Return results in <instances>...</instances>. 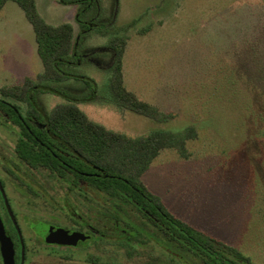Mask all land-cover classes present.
<instances>
[{"label":"rangeland","instance_id":"1","mask_svg":"<svg viewBox=\"0 0 264 264\" xmlns=\"http://www.w3.org/2000/svg\"><path fill=\"white\" fill-rule=\"evenodd\" d=\"M100 1L108 22L114 0ZM36 4L47 22H71L78 31V5ZM109 27L129 36L127 89L174 117L156 122L106 102L109 72L97 56L83 58L77 70L96 80L103 99L79 107L133 137L194 125L188 157L164 149L143 174L144 184L176 216L264 264V135L255 133L252 106L264 99V0H116ZM106 41L93 30L83 47ZM36 46L23 10L8 1L0 11V88L43 70ZM37 95L47 109L63 100L51 92Z\"/></svg>","mask_w":264,"mask_h":264},{"label":"flooded vegetation","instance_id":"2","mask_svg":"<svg viewBox=\"0 0 264 264\" xmlns=\"http://www.w3.org/2000/svg\"><path fill=\"white\" fill-rule=\"evenodd\" d=\"M114 14L108 22L98 16L95 24L110 26ZM88 50L77 58L95 57ZM69 88L82 90L79 85ZM31 101L47 109L38 95ZM31 126L44 128L45 123L28 113L27 103L0 96V128L5 130H0V264H263L233 244L194 243L171 216L142 202L139 184L124 180L120 195L113 189L106 193L95 179L54 177L46 164L33 166L19 155L21 138L49 149L39 139L44 133ZM60 166L78 171L73 164ZM86 167L95 169L92 163ZM58 230L78 239L58 238Z\"/></svg>","mask_w":264,"mask_h":264},{"label":"trees","instance_id":"3","mask_svg":"<svg viewBox=\"0 0 264 264\" xmlns=\"http://www.w3.org/2000/svg\"><path fill=\"white\" fill-rule=\"evenodd\" d=\"M8 1L17 3L32 25L37 54L43 65V70L35 78L27 77L22 83L0 88L2 98L27 103L28 113L45 123L44 128L31 126L29 129L44 133L39 139L49 150L46 151L41 144H30L21 138L18 144L19 155L33 166L46 164L54 177L95 179L106 193L113 189L120 195L119 189L123 187L121 181L124 180L139 184L141 197L145 196L142 202L152 205L150 210L160 209L171 216L179 228L185 229L193 236L194 243L224 244V241L172 215L161 198L150 191L142 180L143 174L164 149H174L181 157H188V141L197 137V129L194 125H188L180 132L155 129L133 137L90 119L79 107L80 102L103 99L96 80L77 70L79 63H82V59H78L77 56L84 49L83 39L94 30L97 34L107 37L104 46L92 47L88 50L95 56L101 57L109 72L106 102L156 122H166L174 117L171 112L163 111L159 106L142 100L125 86L123 59L129 36L111 30L106 23L95 24L97 17L102 15L101 1L60 0L63 4L79 6L75 15L77 32L71 22L60 24L47 22L39 13L36 0H0V11ZM115 8L116 0H114V13ZM148 28L145 27L140 32L143 33ZM73 85L81 86L82 90L75 91L69 88ZM39 92H51L61 96L63 100L50 109L41 110L31 101ZM262 95L259 98L263 99ZM262 99L256 101V106L252 105L256 110L255 113L253 112V120L258 125L255 133L261 136L264 135V99ZM19 124L23 131L28 130L20 121ZM61 149L63 150L60 151ZM63 162L73 164L78 171L62 168L60 164ZM85 163L94 164L95 169L83 168ZM93 171L96 175L82 174ZM109 181H114V184H110ZM117 182L119 183L116 184ZM226 248L234 250L231 247ZM241 258L245 257L241 256ZM210 259L219 258L211 256Z\"/></svg>","mask_w":264,"mask_h":264},{"label":"water","instance_id":"4","mask_svg":"<svg viewBox=\"0 0 264 264\" xmlns=\"http://www.w3.org/2000/svg\"><path fill=\"white\" fill-rule=\"evenodd\" d=\"M58 233L56 234L58 238L60 237H67L68 239H78V236H76L75 234H70L67 231H62V230H58Z\"/></svg>","mask_w":264,"mask_h":264},{"label":"crops","instance_id":"5","mask_svg":"<svg viewBox=\"0 0 264 264\" xmlns=\"http://www.w3.org/2000/svg\"><path fill=\"white\" fill-rule=\"evenodd\" d=\"M25 15V14H24ZM32 26V25H31ZM32 29H33V27H32Z\"/></svg>","mask_w":264,"mask_h":264}]
</instances>
